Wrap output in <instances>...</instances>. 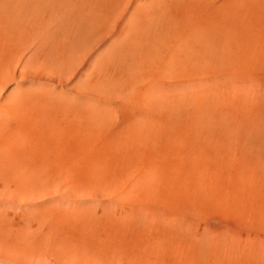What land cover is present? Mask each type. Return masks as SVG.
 Segmentation results:
<instances>
[{"label":"rangeland","instance_id":"374dc122","mask_svg":"<svg viewBox=\"0 0 264 264\" xmlns=\"http://www.w3.org/2000/svg\"><path fill=\"white\" fill-rule=\"evenodd\" d=\"M6 204L88 257L259 234L264 0H0Z\"/></svg>","mask_w":264,"mask_h":264},{"label":"bare ground","instance_id":"6f19581e","mask_svg":"<svg viewBox=\"0 0 264 264\" xmlns=\"http://www.w3.org/2000/svg\"><path fill=\"white\" fill-rule=\"evenodd\" d=\"M8 205L10 206V204ZM7 206L5 209L3 208V211H0V214L2 215L0 217L2 218V220L5 221H7L6 219L9 220L8 228L10 227V233H9L10 236L8 238L7 236L6 237L4 236L3 238L2 237L3 235L0 232V234L2 235V236L0 235V264H196V258L192 251L187 249L182 250L184 248L170 250V246L168 244L169 241L166 242L164 241L165 239L163 238L158 239V237L157 239H153L151 241L148 240L149 242L145 240L141 242L139 240L140 242H135L134 244L129 243L126 245L123 244L124 243L123 242L122 243L123 245L119 244L115 249L110 251V253L108 252L109 250L105 253L103 250L99 251L100 250L99 249L97 250V252L93 253V255L90 257L85 255V253L84 255L77 254L74 251V249L73 250L71 249L72 250L71 252L69 251L70 249L68 250L67 248H63V246L68 245L67 243L71 242L70 241L71 238H68L67 236L65 237L60 236L59 238L57 234L55 238L54 234H52L51 239H48V237L51 236L50 232H53L51 230V227L50 229L44 227L45 224L38 222V220L36 221V219L34 221H32L33 219L30 220L25 219V217L27 218V216L30 215L27 214L29 213L27 210L24 212V208H22L23 205L22 207H16V208L13 207V211L11 210L12 206L11 207L9 206L7 207ZM15 209L16 211L14 212ZM262 226L263 229L261 231H258L260 232L259 234L251 235V237H249L248 239H245L244 237V239L238 240L239 245L237 247H233V246L232 247L223 246L222 248L219 247L216 252L214 251L215 259H212V261L214 260L213 264H264V225ZM39 231H41L42 235L40 233H37ZM60 232H62V230ZM36 233H37V237L39 236L38 234H40L38 238L36 236L34 237ZM143 233L145 232L143 231ZM77 247L78 246L76 244V248ZM103 248L104 247H102V249Z\"/></svg>","mask_w":264,"mask_h":264}]
</instances>
